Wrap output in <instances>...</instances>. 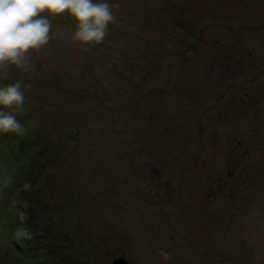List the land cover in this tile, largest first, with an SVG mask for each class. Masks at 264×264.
<instances>
[{
    "label": "rangeland",
    "instance_id": "obj_1",
    "mask_svg": "<svg viewBox=\"0 0 264 264\" xmlns=\"http://www.w3.org/2000/svg\"><path fill=\"white\" fill-rule=\"evenodd\" d=\"M94 2L119 4L102 43L50 16L30 69L0 74L22 81L37 132L8 202L0 161V264H264V24L231 0ZM219 25L238 30L233 57L208 43ZM35 200L39 242L23 224Z\"/></svg>",
    "mask_w": 264,
    "mask_h": 264
},
{
    "label": "clouds",
    "instance_id": "obj_2",
    "mask_svg": "<svg viewBox=\"0 0 264 264\" xmlns=\"http://www.w3.org/2000/svg\"><path fill=\"white\" fill-rule=\"evenodd\" d=\"M113 8L119 9V4L94 0H0V74L7 78L11 66L30 69L29 51L41 49L51 39L50 16L67 13L76 24L73 41L100 44L108 34L109 24L116 21ZM21 89L22 81L0 87V105L8 109L22 107L25 96ZM0 133L22 137L26 129L14 115L0 111ZM159 255L171 259L166 250H160Z\"/></svg>",
    "mask_w": 264,
    "mask_h": 264
},
{
    "label": "trees",
    "instance_id": "obj_3",
    "mask_svg": "<svg viewBox=\"0 0 264 264\" xmlns=\"http://www.w3.org/2000/svg\"><path fill=\"white\" fill-rule=\"evenodd\" d=\"M208 34L212 35V32L209 31ZM0 109L1 111L3 110L6 113L14 115L15 118L26 129V134L22 137L17 136L15 133H8V134L0 133V156H1L0 161L3 164L1 166L2 171L6 169L5 171H7L8 175L12 178V183L10 184L11 186L9 185L7 190H5V196L8 202L11 199V195L9 196L10 188H12V190L14 191L17 188L19 189L21 186L28 184L30 182V179L28 177L29 171L27 170L29 169L28 166L29 167L30 165L31 167L37 166V162L34 163V161L32 160V156H31V151H33V148H35V144L33 143L36 142L34 138L37 132L34 131L32 128L34 124L32 125L31 122L24 120L23 115L21 114V109H22L21 107L20 108L13 107L12 109H8L5 106L0 105ZM85 131H86L85 133L86 138H89V139L92 138L93 133L89 129L88 126H86ZM28 159H30V162H28ZM25 174H26L25 179H28V181H24L23 183L25 184H23L19 179L22 180ZM36 201L37 200H35V202ZM44 202L46 204V201L42 202L41 200H38L36 202L37 203L36 208H38V211L40 212L39 218L38 216L35 217V215L32 213L33 211L31 213H28L24 209V211L26 212L25 214L26 218L24 219L23 224L29 229L30 231L29 234L33 235V238L38 239V242H39V239H43L42 237H47L49 235H52L50 227L48 228L47 225L43 222V219H40L44 217L45 214L48 212L46 206L43 205ZM7 216L8 215H6L5 213L3 217L0 214V222L5 224L6 223L5 217ZM30 217H32V219L34 218L35 221H32V222L29 221ZM7 224H10V223L7 221ZM15 245H18L19 249L23 250L19 244L15 243Z\"/></svg>",
    "mask_w": 264,
    "mask_h": 264
},
{
    "label": "crops",
    "instance_id": "obj_4",
    "mask_svg": "<svg viewBox=\"0 0 264 264\" xmlns=\"http://www.w3.org/2000/svg\"><path fill=\"white\" fill-rule=\"evenodd\" d=\"M232 2H236L237 5L241 8L242 4L245 3L243 8H245L246 11H252L250 12L251 17H256L257 19L254 20L257 22V20L261 21L264 24V0H231ZM264 27V26H263ZM248 29H251L249 27ZM213 32V30H210ZM238 30H236L235 27H227L223 29L220 25L219 28L214 29V38H211L210 42H208L211 46H215L217 44V47H221V45L225 44L228 46L230 49V53H232L231 57L234 56V43H232V34L235 33ZM193 46L189 48L188 51V56H190L192 53L191 51L193 50L194 44L192 43ZM261 58L264 60V53H261ZM263 64V63H262ZM254 76L251 77L252 82H255L256 80H261V75L264 74V68L260 67L256 70V72L253 73ZM254 85V84H253ZM258 88H260V85H255ZM264 86V85H263Z\"/></svg>",
    "mask_w": 264,
    "mask_h": 264
},
{
    "label": "water",
    "instance_id": "obj_5",
    "mask_svg": "<svg viewBox=\"0 0 264 264\" xmlns=\"http://www.w3.org/2000/svg\"><path fill=\"white\" fill-rule=\"evenodd\" d=\"M110 264H129V263L122 257H116Z\"/></svg>",
    "mask_w": 264,
    "mask_h": 264
}]
</instances>
